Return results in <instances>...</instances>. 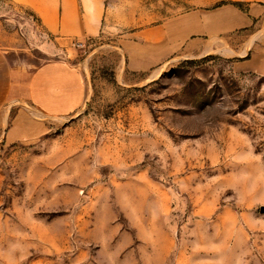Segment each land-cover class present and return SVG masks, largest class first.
<instances>
[{
  "label": "rangeland",
  "instance_id": "1",
  "mask_svg": "<svg viewBox=\"0 0 264 264\" xmlns=\"http://www.w3.org/2000/svg\"><path fill=\"white\" fill-rule=\"evenodd\" d=\"M222 1L106 0L99 36L63 38L0 0L10 64L64 61L87 89L77 112L2 150L0 264H264V72L243 66V47L179 54L156 77L123 51ZM256 29L231 42L250 55Z\"/></svg>",
  "mask_w": 264,
  "mask_h": 264
},
{
  "label": "crops",
  "instance_id": "2",
  "mask_svg": "<svg viewBox=\"0 0 264 264\" xmlns=\"http://www.w3.org/2000/svg\"><path fill=\"white\" fill-rule=\"evenodd\" d=\"M243 4H219L174 16L139 30L123 43L130 71L156 72L179 54L205 56L228 48L237 54L243 47V66L264 72V36L254 34L253 44L234 45L241 31L264 28V0H231ZM52 35L63 38H95L103 31L106 0H23ZM246 48V49H245ZM254 48V49H253ZM253 49V50H252ZM87 89L83 74L60 60L36 68L13 67L0 49V156L5 146L32 141L46 130L45 119L62 118L84 104Z\"/></svg>",
  "mask_w": 264,
  "mask_h": 264
},
{
  "label": "trees",
  "instance_id": "3",
  "mask_svg": "<svg viewBox=\"0 0 264 264\" xmlns=\"http://www.w3.org/2000/svg\"><path fill=\"white\" fill-rule=\"evenodd\" d=\"M221 4H233V5H235V6L239 7V8H241V9H243V4L240 3V2H236V1L223 0V1L221 2Z\"/></svg>",
  "mask_w": 264,
  "mask_h": 264
},
{
  "label": "bare ground",
  "instance_id": "4",
  "mask_svg": "<svg viewBox=\"0 0 264 264\" xmlns=\"http://www.w3.org/2000/svg\"><path fill=\"white\" fill-rule=\"evenodd\" d=\"M160 72H161V69H160V70H157L156 72H154V73L152 74L151 77H156V76H158V75L160 74Z\"/></svg>",
  "mask_w": 264,
  "mask_h": 264
}]
</instances>
